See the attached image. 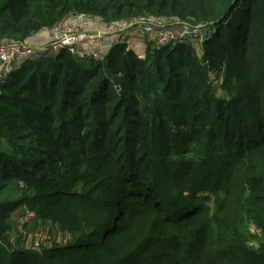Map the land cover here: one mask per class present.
Returning a JSON list of instances; mask_svg holds the SVG:
<instances>
[{
    "label": "trees",
    "instance_id": "obj_1",
    "mask_svg": "<svg viewBox=\"0 0 264 264\" xmlns=\"http://www.w3.org/2000/svg\"><path fill=\"white\" fill-rule=\"evenodd\" d=\"M80 15L209 36L64 50L0 84V264H264V0H0V43ZM18 210L72 242L15 244Z\"/></svg>",
    "mask_w": 264,
    "mask_h": 264
},
{
    "label": "built area",
    "instance_id": "obj_2",
    "mask_svg": "<svg viewBox=\"0 0 264 264\" xmlns=\"http://www.w3.org/2000/svg\"><path fill=\"white\" fill-rule=\"evenodd\" d=\"M73 19H89L85 15L72 17L60 22L53 30V40L45 47H32L26 43L4 42L0 43V84L7 80L27 60L43 55H56L64 50L74 55L92 57L94 60L102 61L108 55L96 46L97 41L107 35V32H79L73 25ZM179 26V27H178ZM175 28L180 29L175 32ZM204 29V30H203ZM130 30H138L151 37L158 46H166L177 41H183L189 37L199 38L204 42L207 34L206 28L190 27L178 20H167L153 16L135 18L131 22H117L110 25L109 32L116 39L117 44L125 43L126 34ZM203 30V32L201 31ZM81 47L84 48L81 51ZM39 239L36 248L49 247V242Z\"/></svg>",
    "mask_w": 264,
    "mask_h": 264
},
{
    "label": "rangeland",
    "instance_id": "obj_3",
    "mask_svg": "<svg viewBox=\"0 0 264 264\" xmlns=\"http://www.w3.org/2000/svg\"><path fill=\"white\" fill-rule=\"evenodd\" d=\"M78 20L84 21L85 24L90 25V26L91 24H93L91 27H93L92 31L94 30V32H102L100 29H102L101 26L103 25H101L100 20L98 19L96 20L78 19ZM199 26L204 27L202 25H199ZM203 30L201 31L203 32ZM175 32H179V34H181L180 29L178 28H175ZM185 40L186 42H191L193 46L196 48V50L199 53H201V43H203L202 40H199V38H195V37H189L188 39H185ZM26 44L29 45L27 42ZM215 82L218 84L216 80ZM219 96L223 97L224 93H222V91L219 92ZM15 220H18V221H16V223L13 226V230L10 235L11 241L27 249H32L36 247V241L39 239L40 235L42 237L40 240L43 239L44 242H49L48 244L50 246H54V245L65 246V245H68L73 240V236L68 235V234L65 235V234H62L61 232L59 233L57 228L52 226L51 224L44 223V222H38V223L35 222L34 215L32 213H26L24 210H18L16 212ZM250 233L253 235L260 234V232L254 226H251ZM251 245L257 247L256 242H252Z\"/></svg>",
    "mask_w": 264,
    "mask_h": 264
},
{
    "label": "crops",
    "instance_id": "obj_4",
    "mask_svg": "<svg viewBox=\"0 0 264 264\" xmlns=\"http://www.w3.org/2000/svg\"><path fill=\"white\" fill-rule=\"evenodd\" d=\"M72 23L79 32L95 33L94 30L92 31L93 27H91L93 24L90 26L85 24L84 21H79L78 19H73ZM101 25L103 26H101L102 29L100 30L102 32H107V35L101 40L97 41L96 46L109 53L110 50L117 44V41L109 32L110 25L104 24L103 22H101ZM52 40V30H47L35 35L27 43L32 47L40 48L51 44ZM125 43L141 58L145 57L149 44H155L150 36L138 30H130L126 34ZM80 50L83 51L84 48L81 47Z\"/></svg>",
    "mask_w": 264,
    "mask_h": 264
}]
</instances>
